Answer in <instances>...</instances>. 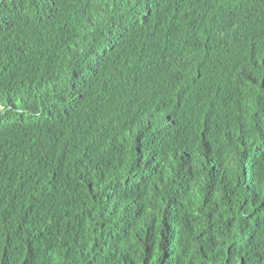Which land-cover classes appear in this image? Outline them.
Here are the masks:
<instances>
[{
    "label": "trees",
    "instance_id": "1",
    "mask_svg": "<svg viewBox=\"0 0 264 264\" xmlns=\"http://www.w3.org/2000/svg\"><path fill=\"white\" fill-rule=\"evenodd\" d=\"M0 264H264V0H0Z\"/></svg>",
    "mask_w": 264,
    "mask_h": 264
}]
</instances>
